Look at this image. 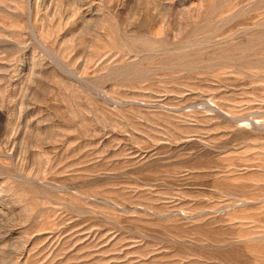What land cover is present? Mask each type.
<instances>
[{
	"label": "rangeland",
	"instance_id": "1",
	"mask_svg": "<svg viewBox=\"0 0 264 264\" xmlns=\"http://www.w3.org/2000/svg\"><path fill=\"white\" fill-rule=\"evenodd\" d=\"M0 264H264V0H0Z\"/></svg>",
	"mask_w": 264,
	"mask_h": 264
}]
</instances>
